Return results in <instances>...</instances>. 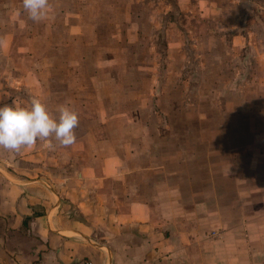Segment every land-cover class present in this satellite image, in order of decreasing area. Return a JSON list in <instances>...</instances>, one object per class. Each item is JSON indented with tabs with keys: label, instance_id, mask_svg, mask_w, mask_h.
I'll use <instances>...</instances> for the list:
<instances>
[{
	"label": "rangeland",
	"instance_id": "1",
	"mask_svg": "<svg viewBox=\"0 0 264 264\" xmlns=\"http://www.w3.org/2000/svg\"><path fill=\"white\" fill-rule=\"evenodd\" d=\"M33 96L54 115L64 103L78 112L76 142L0 148L6 168L30 165L65 192L82 166L117 153L191 178L205 149L264 131V0H49L39 22L23 0H0V101Z\"/></svg>",
	"mask_w": 264,
	"mask_h": 264
},
{
	"label": "crops",
	"instance_id": "2",
	"mask_svg": "<svg viewBox=\"0 0 264 264\" xmlns=\"http://www.w3.org/2000/svg\"><path fill=\"white\" fill-rule=\"evenodd\" d=\"M247 137L205 149L191 178L97 158L65 192L0 164V264H264V131ZM77 204L85 220L68 216Z\"/></svg>",
	"mask_w": 264,
	"mask_h": 264
},
{
	"label": "clouds",
	"instance_id": "3",
	"mask_svg": "<svg viewBox=\"0 0 264 264\" xmlns=\"http://www.w3.org/2000/svg\"><path fill=\"white\" fill-rule=\"evenodd\" d=\"M23 7L29 18L39 22L48 12L49 0H23ZM58 115L49 111L48 106L36 96L29 104L20 105L0 101V148L10 153H19L24 148H31L37 141L45 142L46 147L54 138L63 147L76 142L74 129L78 127L79 116L68 103L58 106Z\"/></svg>",
	"mask_w": 264,
	"mask_h": 264
},
{
	"label": "trees",
	"instance_id": "4",
	"mask_svg": "<svg viewBox=\"0 0 264 264\" xmlns=\"http://www.w3.org/2000/svg\"><path fill=\"white\" fill-rule=\"evenodd\" d=\"M28 221V218L25 219V223Z\"/></svg>",
	"mask_w": 264,
	"mask_h": 264
}]
</instances>
